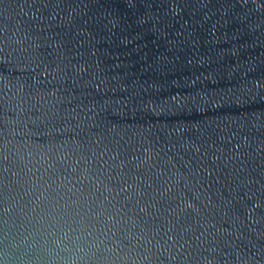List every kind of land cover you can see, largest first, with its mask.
Returning <instances> with one entry per match:
<instances>
[{
	"label": "water",
	"instance_id": "water-1",
	"mask_svg": "<svg viewBox=\"0 0 264 264\" xmlns=\"http://www.w3.org/2000/svg\"><path fill=\"white\" fill-rule=\"evenodd\" d=\"M0 264H264V0H0Z\"/></svg>",
	"mask_w": 264,
	"mask_h": 264
}]
</instances>
